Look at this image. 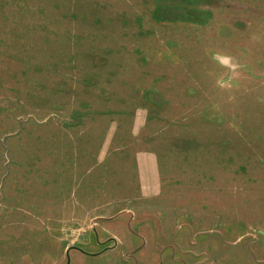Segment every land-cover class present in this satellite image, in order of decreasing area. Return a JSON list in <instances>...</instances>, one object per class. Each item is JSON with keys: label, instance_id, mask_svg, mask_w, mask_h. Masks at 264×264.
<instances>
[{"label": "rangeland", "instance_id": "obj_1", "mask_svg": "<svg viewBox=\"0 0 264 264\" xmlns=\"http://www.w3.org/2000/svg\"><path fill=\"white\" fill-rule=\"evenodd\" d=\"M0 264H264V0H0Z\"/></svg>", "mask_w": 264, "mask_h": 264}]
</instances>
